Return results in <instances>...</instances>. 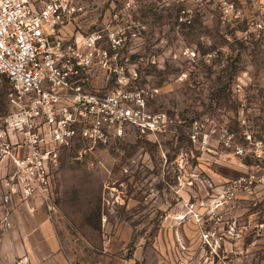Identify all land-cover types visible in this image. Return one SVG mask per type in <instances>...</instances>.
Here are the masks:
<instances>
[{
    "label": "rangeland",
    "instance_id": "rangeland-1",
    "mask_svg": "<svg viewBox=\"0 0 264 264\" xmlns=\"http://www.w3.org/2000/svg\"><path fill=\"white\" fill-rule=\"evenodd\" d=\"M78 2L67 31L99 32L110 50L115 39L112 63L135 77L148 110L176 124L61 149L50 169L53 211L44 208L62 264H264V172L250 191L224 195L252 159L219 134L242 145L246 130L264 138V31L255 38L247 19L221 27L213 1ZM105 77L97 70L90 90L113 89ZM193 125L206 144L191 140Z\"/></svg>",
    "mask_w": 264,
    "mask_h": 264
},
{
    "label": "built area",
    "instance_id": "built-area-1",
    "mask_svg": "<svg viewBox=\"0 0 264 264\" xmlns=\"http://www.w3.org/2000/svg\"><path fill=\"white\" fill-rule=\"evenodd\" d=\"M203 1L218 5L221 27L247 19L254 37L263 36V0H249L251 19L240 0ZM35 2L0 0V88H6L0 108V164L8 161L0 174L2 231L11 229L17 205L33 209L30 202L40 199L48 212L53 211L50 169L57 164L61 149L79 142L105 144L111 137L123 136L128 127L154 134L176 124L167 113L148 110L135 77L126 75L123 64L112 63L118 56L115 39L106 41L110 50L99 32L67 31L81 10L78 0ZM181 12L178 20L189 24L191 20ZM97 70L105 72L106 81L113 75V89L90 90ZM219 134L236 155L248 153L252 159L245 178L226 185L224 195L231 198L241 186L250 191L263 180L264 138L246 130L242 145L226 129ZM205 137L197 125L192 126L193 142L206 144ZM15 264L32 263L22 254Z\"/></svg>",
    "mask_w": 264,
    "mask_h": 264
},
{
    "label": "crops",
    "instance_id": "crops-1",
    "mask_svg": "<svg viewBox=\"0 0 264 264\" xmlns=\"http://www.w3.org/2000/svg\"><path fill=\"white\" fill-rule=\"evenodd\" d=\"M7 164L6 159L1 162L0 174ZM30 205L33 209L18 206L12 215L11 229L0 230V264H15L22 254L32 264H62L63 255L49 230L45 206L40 199Z\"/></svg>",
    "mask_w": 264,
    "mask_h": 264
}]
</instances>
